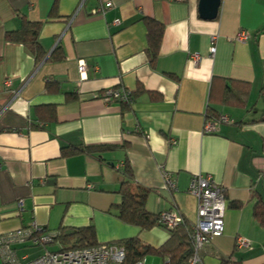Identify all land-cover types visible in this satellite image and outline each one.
Masks as SVG:
<instances>
[{"label": "crops", "instance_id": "1", "mask_svg": "<svg viewBox=\"0 0 264 264\" xmlns=\"http://www.w3.org/2000/svg\"><path fill=\"white\" fill-rule=\"evenodd\" d=\"M81 1L0 0V235L32 223L53 236L93 226L99 244L138 238L160 247L167 231H140L110 211L119 202L127 161L133 184L150 190L146 209H175L189 223L197 211L187 192L190 179L210 175L225 190L227 208L223 234L199 252L202 264H264V227L253 217L252 197L264 202L257 182L264 163V0H221L213 20L200 18L199 0H84L78 9ZM107 3L103 15L93 13ZM142 17L163 26L154 65L145 55ZM22 19L41 24L45 55L37 65L27 47L5 40ZM240 33L246 41H237ZM57 47L64 59L48 62ZM78 61L86 64L83 81ZM231 81L249 85L243 106L221 101ZM139 85L151 94L130 106L96 98L110 88L134 93ZM215 113L228 123L204 134L207 116ZM97 145L118 147L61 155L65 147ZM163 171L174 181L173 192ZM237 237L249 247L236 249ZM35 250L16 248L29 258L42 252Z\"/></svg>", "mask_w": 264, "mask_h": 264}, {"label": "trees", "instance_id": "2", "mask_svg": "<svg viewBox=\"0 0 264 264\" xmlns=\"http://www.w3.org/2000/svg\"><path fill=\"white\" fill-rule=\"evenodd\" d=\"M141 21L146 28L147 46L145 48V55L150 65H154L159 55L163 37V26L155 20L146 17H142ZM40 27V23H32L22 19L21 28L19 30L7 32L5 34V40L7 42L18 43L27 47L33 55L36 65L43 60L45 55L38 42ZM63 59L64 53L61 48L57 47L47 61L53 63L60 62ZM237 85L241 87L239 90L236 88ZM223 89L221 94V101L223 104H240L243 106L249 94V85L247 83L231 81L230 86H224ZM130 93L135 100L136 97L148 92L139 85L136 92ZM151 96L155 97L153 94ZM75 99L74 96H69L67 101H74ZM49 109L53 111L54 108L50 107ZM220 116L221 115L215 113L212 116H207L206 120L216 121ZM117 147L118 146L114 145L65 147L61 149V155L63 157H69L79 153L97 155L106 150H114ZM120 173L125 180L118 190L119 202L110 209V211L114 212V217L123 224L136 227L140 231H148L154 227L162 228L159 224V214L150 213L145 206L150 190L133 184V174L127 161L124 163ZM261 186L264 187L262 184ZM252 197L256 199L253 217L261 227H264V202H262L259 195L254 192L252 193ZM235 207H240V204H235ZM190 226V223L183 218V223L167 231L168 239L158 248L143 245L138 238L124 239L107 244H117L124 248L125 257L122 264H137L148 255L157 256L160 259H169L171 264H186L193 254V242L191 239L192 229ZM54 240L55 243L60 245V249L64 251L87 249L100 245L97 242L93 226L61 231L54 236Z\"/></svg>", "mask_w": 264, "mask_h": 264}, {"label": "built area", "instance_id": "3", "mask_svg": "<svg viewBox=\"0 0 264 264\" xmlns=\"http://www.w3.org/2000/svg\"><path fill=\"white\" fill-rule=\"evenodd\" d=\"M83 1L79 5L82 6ZM111 7L110 3L100 5L93 13L103 15ZM247 36L240 33L237 41L243 42ZM214 38L211 40L209 48L210 56L215 54L216 48L213 45ZM200 60L198 54L190 56V61L197 64ZM77 70L79 80L83 81L86 76V64L78 61ZM12 83L6 81L4 86L11 88ZM15 96V95H14ZM100 98L106 103H119L124 106L133 104L134 99L130 91L122 88H110L103 91L96 98ZM228 123L225 116H220L218 120H205L203 124V133L212 134L217 131L219 125ZM174 143V141H172ZM120 170V167H118ZM163 180L168 191H174L175 184L169 173L163 171ZM257 182L264 185V163L258 164ZM188 194L193 196L197 201L196 219L190 223L192 229L193 254L186 264H202L199 252L208 245L214 238L220 237L224 231V215L227 208L225 190L218 185L210 175H193L190 179ZM22 200L17 202L19 212L24 210ZM183 223V217L175 209L159 213V224L165 231L171 230L177 225ZM54 236L32 223L27 228H21L4 235H0V261L2 264H122L125 257V250L117 244H100L93 248L64 251L46 250V246L54 244ZM250 242L243 238L237 237L235 248L240 250L249 247ZM20 246H29L40 248L42 252L34 258L27 255L18 256L16 248ZM137 264H146L143 258ZM160 264H171L169 259H163Z\"/></svg>", "mask_w": 264, "mask_h": 264}, {"label": "water", "instance_id": "4", "mask_svg": "<svg viewBox=\"0 0 264 264\" xmlns=\"http://www.w3.org/2000/svg\"><path fill=\"white\" fill-rule=\"evenodd\" d=\"M221 0H199L198 13L201 19H216L219 13Z\"/></svg>", "mask_w": 264, "mask_h": 264}, {"label": "rangeland", "instance_id": "5", "mask_svg": "<svg viewBox=\"0 0 264 264\" xmlns=\"http://www.w3.org/2000/svg\"><path fill=\"white\" fill-rule=\"evenodd\" d=\"M60 249V245L58 243H54V244H50V245H47L46 246V250H49V251H58ZM42 251V249H40ZM40 250L36 251V252H41ZM36 253V254H38ZM162 259H160L159 257L157 256H151V255H148L146 257V264H160Z\"/></svg>", "mask_w": 264, "mask_h": 264}]
</instances>
